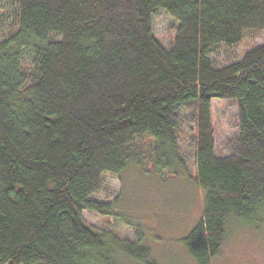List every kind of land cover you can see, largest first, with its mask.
<instances>
[{
  "label": "trees",
  "instance_id": "16d2710c",
  "mask_svg": "<svg viewBox=\"0 0 264 264\" xmlns=\"http://www.w3.org/2000/svg\"><path fill=\"white\" fill-rule=\"evenodd\" d=\"M161 11L178 25L169 49L154 34ZM251 31L264 33V0H0V264H157L119 199L95 195L130 163L188 177L187 134L206 193L182 240L195 264H212L232 227L263 220L264 43L224 67L209 58ZM214 99L238 107L225 157ZM144 138L148 152L135 148Z\"/></svg>",
  "mask_w": 264,
  "mask_h": 264
},
{
  "label": "rangeland",
  "instance_id": "374dc122",
  "mask_svg": "<svg viewBox=\"0 0 264 264\" xmlns=\"http://www.w3.org/2000/svg\"><path fill=\"white\" fill-rule=\"evenodd\" d=\"M177 26L162 11L155 17L154 34L166 49L175 41ZM263 43V32H247L241 44L233 48L222 46L209 58L216 67H224L241 61L250 49ZM212 114L217 155L228 156L227 143L238 135V107L234 101L214 99ZM150 142V139H138L135 148L148 152ZM193 143L192 135L187 134L180 146L188 158V177H160L147 162L146 167L130 163L120 175L105 174L108 188L95 195V199L103 202L119 199V209L125 218L142 226L146 236L144 244L150 248L157 264H195L182 243L202 218L206 201L205 191L196 182ZM84 218L95 228L112 229L122 238H135L134 229L113 218L87 211ZM212 264H264V219L252 226L232 227L222 254Z\"/></svg>",
  "mask_w": 264,
  "mask_h": 264
}]
</instances>
